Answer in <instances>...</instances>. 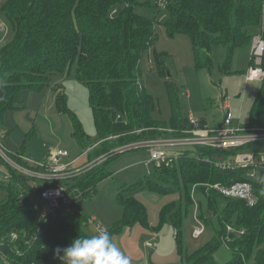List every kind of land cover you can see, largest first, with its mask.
Instances as JSON below:
<instances>
[{
    "label": "trees",
    "instance_id": "obj_1",
    "mask_svg": "<svg viewBox=\"0 0 264 264\" xmlns=\"http://www.w3.org/2000/svg\"><path fill=\"white\" fill-rule=\"evenodd\" d=\"M263 1L170 0L166 30L171 36L178 33L189 36L196 65L208 66L211 43L233 50L251 39L249 29L259 26ZM135 3V0H7L3 4L1 11L12 26L13 36L0 45V125L5 111L19 107L20 91L40 92L52 73L74 63L76 76L88 89L98 142L90 141L80 120L68 110L59 86L54 87L56 108L69 115L72 137L82 148L89 149L88 159L102 155L106 158L74 178L35 182L44 186L64 184L70 193L76 194L73 203L77 209L73 214L59 207L45 217L39 216L38 206L30 196L38 198L35 183L29 182L33 178L8 167L10 177L0 182V191L4 192L0 200L3 253L0 264L4 261L60 264L54 249L67 247L76 236H90L82 229L90 217L82 212L81 203L94 192L96 183L108 175L104 164L121 151L134 148L136 143L178 136L180 130L190 126L187 114L179 111L176 90L169 83H166V92L172 109L170 124L152 117L156 102L141 84L138 61L153 43L156 33L154 21L136 12ZM261 36L264 40V31ZM261 63L264 68V54ZM263 111L264 85L254 100L249 126L264 125ZM200 123L204 125V120ZM169 128L174 131H168ZM96 148L98 151L91 157V150ZM250 148L221 151L186 147L176 151L177 156L170 165H155L153 180L137 182V186L145 183L159 193H179V205H165L160 211V220L172 223L175 248L183 264H264V177L251 182L257 198L252 206L213 188L209 192L203 190L210 209L219 202L223 204L216 213L221 228L210 241L192 252L188 251L182 236L184 211L193 202L192 186L247 179L244 170L218 168L206 157L227 156ZM125 189L117 194L122 217L113 231L125 225L147 223L144 206L133 196H127ZM199 218L204 220L203 215ZM227 224L235 229V236H229ZM12 233L17 235L15 239H11ZM222 247L230 253L224 262L217 258Z\"/></svg>",
    "mask_w": 264,
    "mask_h": 264
},
{
    "label": "rangeland",
    "instance_id": "obj_2",
    "mask_svg": "<svg viewBox=\"0 0 264 264\" xmlns=\"http://www.w3.org/2000/svg\"><path fill=\"white\" fill-rule=\"evenodd\" d=\"M6 1L0 0V45L13 36L12 26L1 11ZM135 1L134 10L154 21L156 33L153 43L144 50L138 61L141 84L156 102L152 117L170 124L172 109L166 92V83H169L176 90L182 114H191L193 118L204 120L208 126L219 125L225 115L222 103L227 99L231 103L229 110L233 119H239L241 124L247 125L252 118L254 100L264 85V78L246 79L253 56V39L259 36L263 40L264 1L259 26L249 29L251 39L233 50L219 43H211L210 64L202 67L195 63L189 36L180 33L171 36L167 33V6L170 0ZM56 86L64 92L66 107L80 120L90 141L98 142L88 89L76 76L74 63L66 65L60 72L52 73L40 92L29 89L20 91L19 107L8 109L4 113L0 125L1 141L8 154H22L36 164L46 163L49 154L55 150H66L69 155L60 162L70 163V169L76 170L89 160V156L82 154L85 148L78 145L72 137L69 115L56 108ZM262 118L264 122V114ZM258 146L254 145L255 148ZM254 147L248 151L256 152ZM180 149L184 147L177 148ZM259 149L263 151L260 146ZM97 151L98 148L92 149L90 156L94 157ZM192 152L195 153L194 150ZM148 160L149 148L140 146L125 149L104 164L103 169L108 175L96 183L94 192L81 203L82 212L86 217H95V223L86 221L82 224V229L90 236L98 233L93 229L94 225L107 229L112 241L130 258L131 264H183L175 248L172 223L169 220L162 223L160 220L161 209L167 204L179 205L180 195L177 191L159 193L149 189L145 183L137 186L140 180L154 179L155 164L147 163ZM2 164L0 161V182H5L9 168ZM259 174L264 177L263 168L259 169ZM29 182L35 183L34 179H29ZM123 187H126L124 193L127 196H133L144 206L147 223L125 225L113 231L122 217L117 194ZM203 190L209 192L210 188L200 185L191 187L193 202L184 211L182 236L189 252L210 241L221 228L216 213L223 204L219 202L210 209ZM30 196L38 206L39 213L47 211L39 198L33 194ZM3 197L4 192L0 191V200ZM199 214L204 216V228L201 234L195 235V228L198 226L196 217L199 218ZM229 257V250L225 247L217 252V258L221 262ZM3 264L7 262L4 261Z\"/></svg>",
    "mask_w": 264,
    "mask_h": 264
},
{
    "label": "built area",
    "instance_id": "obj_3",
    "mask_svg": "<svg viewBox=\"0 0 264 264\" xmlns=\"http://www.w3.org/2000/svg\"><path fill=\"white\" fill-rule=\"evenodd\" d=\"M264 54V40L259 36L253 39V56L252 62L248 68L246 79H261L264 78V68L262 67V56ZM223 108L225 115L219 125L208 126L201 125L200 120L193 118L191 114L187 115L189 127L180 130L181 135L160 137L156 139H147L134 144V147H148L149 160L147 163H154L160 165H170L172 160L177 156L178 147H203L210 149H218L221 151H228L233 149L245 148L254 145H259L264 151V126H249L240 123L239 119H233L230 109V101L224 100ZM170 132L174 130L167 129ZM254 147L253 151L240 150L234 154H229L222 157H206L209 162L214 166L221 169H242L244 170L245 180L234 181L230 184H223L216 182L213 184H204L206 188H213L220 192L222 195L242 199L247 205L252 206L256 203L257 198L253 192V181L259 180L262 176L259 174V169H264V152ZM167 148L175 150V152L168 153ZM89 149L83 151L82 154L87 153ZM69 153L66 150H55L51 152L46 160V163H33L31 159H27L22 154H8L3 146L0 136V159L3 163L2 166L10 167L16 172L33 178L35 182H45L53 179H66L83 173L94 166H97L106 158L105 155L94 157L88 160L81 168L72 170L70 163L60 162L63 157H67ZM19 158L27 165L18 161ZM205 158V157H204ZM203 158V159H204ZM10 174L8 172V177ZM6 178V175H4ZM34 189L38 191V198L43 202L46 212H41L40 217H45L49 213H53L57 208L62 207L67 213L73 214L77 206L74 205V197L64 185H43L34 184ZM88 222L94 223V218L90 217ZM198 226L195 228V235L201 234L204 223L201 218L196 217ZM97 232L102 231L98 225H94ZM226 230L235 233V229L231 225H226ZM239 233H243L240 230ZM16 234L12 233L11 239L16 238ZM150 246V244H147ZM1 246V244H0ZM3 257L0 248V258Z\"/></svg>",
    "mask_w": 264,
    "mask_h": 264
},
{
    "label": "clouds",
    "instance_id": "obj_4",
    "mask_svg": "<svg viewBox=\"0 0 264 264\" xmlns=\"http://www.w3.org/2000/svg\"><path fill=\"white\" fill-rule=\"evenodd\" d=\"M54 255L60 264H131L107 229L91 236H76L67 247L54 249Z\"/></svg>",
    "mask_w": 264,
    "mask_h": 264
},
{
    "label": "crops",
    "instance_id": "obj_5",
    "mask_svg": "<svg viewBox=\"0 0 264 264\" xmlns=\"http://www.w3.org/2000/svg\"><path fill=\"white\" fill-rule=\"evenodd\" d=\"M204 124H206V123L204 122ZM206 125H207V124H206ZM247 125H249V124H247ZM262 126H264V125H262ZM174 152H175V150H174ZM85 154H86V153H85ZM85 154H84V155H85ZM80 155H81V154H80ZM93 218H94V223H95V217H93ZM94 223H93V224H94ZM93 229H94V228H93Z\"/></svg>",
    "mask_w": 264,
    "mask_h": 264
},
{
    "label": "water",
    "instance_id": "obj_6",
    "mask_svg": "<svg viewBox=\"0 0 264 264\" xmlns=\"http://www.w3.org/2000/svg\"><path fill=\"white\" fill-rule=\"evenodd\" d=\"M229 236L230 237H233V236H235V233H231V234H229Z\"/></svg>",
    "mask_w": 264,
    "mask_h": 264
}]
</instances>
